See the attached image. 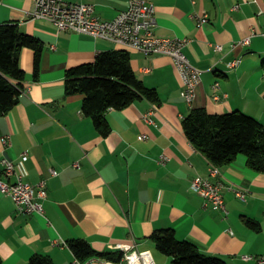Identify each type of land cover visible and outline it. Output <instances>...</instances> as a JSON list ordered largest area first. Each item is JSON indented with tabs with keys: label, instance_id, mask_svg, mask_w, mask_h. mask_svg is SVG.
Wrapping results in <instances>:
<instances>
[{
	"label": "crops",
	"instance_id": "1",
	"mask_svg": "<svg viewBox=\"0 0 264 264\" xmlns=\"http://www.w3.org/2000/svg\"><path fill=\"white\" fill-rule=\"evenodd\" d=\"M64 1L93 4L99 19H113L128 7V0ZM147 1L155 6V36L189 40L183 53L201 70L191 106L181 96L183 81L171 57L60 31L28 15L32 0H0V24L17 23L44 45L37 78L34 51L20 52L25 88L18 103L0 117V138L10 140L8 146L0 142V161L11 159L32 185L45 179L47 193L40 215L19 212L0 192L1 264H26L35 254L54 264H75L68 246L72 239L85 240L98 252L135 243L151 252L154 264H172L151 239L163 229H173L178 239L226 264H255L244 256L264 255V173L238 154L211 176L213 165L182 127L194 108L210 114L241 111L264 125V0ZM203 14L207 22L198 25L196 16ZM248 37L250 42L241 45ZM113 49L129 52L137 78L157 91L159 103L141 98L108 110L110 132L102 136L82 112L83 96H65L64 75ZM236 59L238 64L229 67ZM197 176L222 183L226 212L205 207L203 196L190 189ZM247 218L258 230L245 223Z\"/></svg>",
	"mask_w": 264,
	"mask_h": 264
},
{
	"label": "trees",
	"instance_id": "2",
	"mask_svg": "<svg viewBox=\"0 0 264 264\" xmlns=\"http://www.w3.org/2000/svg\"><path fill=\"white\" fill-rule=\"evenodd\" d=\"M43 47L41 39L24 33L17 23L0 24V117L18 103L25 88L26 74L19 64L21 50L34 51L33 77L37 78ZM64 91L65 96H83L82 112L92 119L102 136L110 132L108 110L123 109L141 98L159 103L157 91L137 78L130 54L124 49L102 51L94 61L67 69ZM182 127L188 141L213 166L222 167L244 154L251 169L264 173V125L255 118L241 111L210 114L205 108H194L183 119ZM245 223L255 230L259 228L250 218ZM151 239L160 252L171 257L172 264H226L220 258L205 255L190 241L178 239L173 229L154 232ZM68 246L80 261L97 258L120 262L122 258L121 252H98L81 239L69 240ZM26 264L54 262L48 256L35 254Z\"/></svg>",
	"mask_w": 264,
	"mask_h": 264
},
{
	"label": "built area",
	"instance_id": "3",
	"mask_svg": "<svg viewBox=\"0 0 264 264\" xmlns=\"http://www.w3.org/2000/svg\"><path fill=\"white\" fill-rule=\"evenodd\" d=\"M33 9L28 15L33 19H43L51 22L60 31H74L86 34L94 39H103L115 44L137 50L145 55H166L172 58L183 81L181 96L188 106H191L196 87L201 81V70L193 66L185 54L183 48L189 40L179 38L157 37L153 34L155 26V6L147 0H128V7L113 19H99L94 14V5L89 3H74L64 0H32ZM198 25L207 22L205 14L196 16ZM250 38L240 41L245 46ZM216 50L221 46L216 45ZM239 59L228 63L229 67H235ZM218 83L214 84V89ZM217 97H215L216 99ZM142 137V136H141ZM140 137V138H141ZM3 146L10 144L9 136L0 138ZM164 159V158H163ZM166 159V158H165ZM163 162V160H162ZM51 175L57 171L51 170ZM218 168L212 166L210 175L216 176ZM13 178V179H12ZM222 183L212 181L209 178L195 177L190 189L203 196L204 206L211 204L226 212L222 194ZM0 192L8 196L21 213L43 214V201L47 197L46 180L43 179L36 185L25 182L22 175L16 172L13 161L2 158L0 161ZM238 197L244 198V193L236 192ZM116 252L122 253L120 262H105L97 258L86 261L75 259V264H154L152 254L149 250H139L135 243H118L112 246ZM244 259H252L255 264H264V255L257 257L244 256Z\"/></svg>",
	"mask_w": 264,
	"mask_h": 264
}]
</instances>
